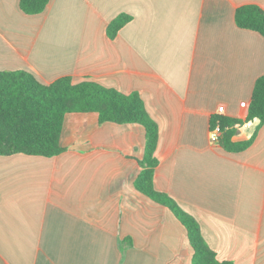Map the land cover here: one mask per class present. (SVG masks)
<instances>
[{
    "label": "crops",
    "instance_id": "0c3cea01",
    "mask_svg": "<svg viewBox=\"0 0 264 264\" xmlns=\"http://www.w3.org/2000/svg\"><path fill=\"white\" fill-rule=\"evenodd\" d=\"M264 0H50L27 14L0 0V70L43 84L70 76L138 92L159 127L154 187L194 216L219 261L264 264V123L240 127L226 150L213 116H248L264 75V36L238 7ZM131 16L114 38L108 26ZM240 123V124H242ZM55 156L0 155V264H193L185 226L136 186L146 131L64 118Z\"/></svg>",
    "mask_w": 264,
    "mask_h": 264
},
{
    "label": "trees",
    "instance_id": "16d2710c",
    "mask_svg": "<svg viewBox=\"0 0 264 264\" xmlns=\"http://www.w3.org/2000/svg\"><path fill=\"white\" fill-rule=\"evenodd\" d=\"M50 0H20V8L27 14L43 12ZM131 16L119 15L108 26L114 38L130 21ZM236 23L244 29L255 30L264 36V9L255 4L237 8ZM71 112H97L101 123H138L146 131L145 155L140 161L142 170L135 181L136 188L152 200L169 208L185 226L193 249V264H234L219 261L205 241L197 219L185 211L165 192L154 187L155 169L159 160L155 155L159 139L157 122L148 114L138 92L125 94L95 81L73 83L70 76L43 84L25 70H0V155L25 153L55 156L65 149L60 143L64 118ZM258 117L264 123V75L254 86L246 119ZM219 122L223 134L219 143L228 151H243L254 141H234L240 120L223 115L213 116L211 124ZM211 125V126H212Z\"/></svg>",
    "mask_w": 264,
    "mask_h": 264
},
{
    "label": "built area",
    "instance_id": "2783aa9c",
    "mask_svg": "<svg viewBox=\"0 0 264 264\" xmlns=\"http://www.w3.org/2000/svg\"><path fill=\"white\" fill-rule=\"evenodd\" d=\"M224 112H225V106L224 105L219 106V108L217 110L218 115H222V114H224ZM260 123H261L260 119L258 117H255V118L245 119V121L242 124H239L238 126H240V127H242V126L254 127ZM223 132H224L223 128L219 122L212 125L210 128V139H211V141L214 143L219 142V139H220L221 135L223 134Z\"/></svg>",
    "mask_w": 264,
    "mask_h": 264
}]
</instances>
